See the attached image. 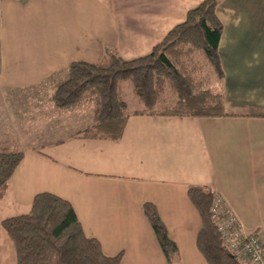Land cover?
Instances as JSON below:
<instances>
[{"label":"crops","instance_id":"obj_1","mask_svg":"<svg viewBox=\"0 0 264 264\" xmlns=\"http://www.w3.org/2000/svg\"><path fill=\"white\" fill-rule=\"evenodd\" d=\"M201 1L0 0V143L24 152L0 204V264H17L3 220L29 213L40 192L68 200L86 235L106 255L121 254L120 264H206L188 194L196 185L222 197L264 242V116L255 115L264 111V0H221L217 9L224 77L212 88L235 114H131L120 139H92L73 137L94 123L92 104L57 114L48 99L56 71L112 49L145 56ZM54 117L70 120L66 131H47ZM147 202L178 246L171 263Z\"/></svg>","mask_w":264,"mask_h":264},{"label":"trees","instance_id":"obj_2","mask_svg":"<svg viewBox=\"0 0 264 264\" xmlns=\"http://www.w3.org/2000/svg\"><path fill=\"white\" fill-rule=\"evenodd\" d=\"M221 0H202L188 10L152 51L134 59L117 49L97 62L77 60L53 73L46 82L48 99L60 110L93 103L94 123L73 137L120 139L131 114L150 116L220 117L231 113L224 95L212 88L222 79L220 57L223 24L217 15ZM142 107L130 111L125 84ZM255 115L264 116L256 110ZM24 152L0 143V204ZM188 194L201 217L197 247L209 264H248L223 242L211 211L215 192L192 186ZM160 246L169 263L178 246L158 215L154 203L144 204ZM12 239L17 264H120L121 254L106 255L98 239L86 235L72 204L63 197L40 192L29 213L3 220Z\"/></svg>","mask_w":264,"mask_h":264},{"label":"built area","instance_id":"obj_3","mask_svg":"<svg viewBox=\"0 0 264 264\" xmlns=\"http://www.w3.org/2000/svg\"><path fill=\"white\" fill-rule=\"evenodd\" d=\"M211 211L224 244L250 264H264V242L259 233L247 231L232 209L217 194Z\"/></svg>","mask_w":264,"mask_h":264},{"label":"rangeland","instance_id":"obj_4","mask_svg":"<svg viewBox=\"0 0 264 264\" xmlns=\"http://www.w3.org/2000/svg\"><path fill=\"white\" fill-rule=\"evenodd\" d=\"M215 80V79H214ZM124 96H125V99L128 103V108L129 110L132 112L134 111L135 109L137 108H141L142 105L141 103L138 101L137 97L135 96V94L132 92V90L129 88L128 84L126 83L125 84V90H124ZM89 104H92L93 103H89ZM94 106V105H93ZM58 113L57 114H62L61 111L59 109H57ZM26 107H25V112H26ZM73 112V111H72ZM24 112H22L21 114H23ZM29 113H32V112H29ZM36 113V112H34ZM67 113V112H65ZM70 122V120H68ZM68 121H62V119H60L59 117H54L53 120H50L48 123H49V126L46 127L47 131H53V133L56 135L58 131L60 130H65L66 128H63V126H66ZM71 123V122H70ZM66 131V130H65ZM37 136V135H36ZM34 140V137L33 138H26V146L30 144L31 141ZM32 143H35V141H33ZM222 236V235H221ZM206 264H209V262L206 260V258L204 257L203 259ZM246 263H248L246 261ZM156 264H160V263H156ZM249 264V263H248Z\"/></svg>","mask_w":264,"mask_h":264}]
</instances>
